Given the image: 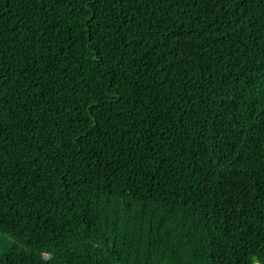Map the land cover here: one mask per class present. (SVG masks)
I'll return each mask as SVG.
<instances>
[{
  "label": "trees",
  "instance_id": "1",
  "mask_svg": "<svg viewBox=\"0 0 264 264\" xmlns=\"http://www.w3.org/2000/svg\"><path fill=\"white\" fill-rule=\"evenodd\" d=\"M0 264H264V0H0Z\"/></svg>",
  "mask_w": 264,
  "mask_h": 264
},
{
  "label": "rangeland",
  "instance_id": "2",
  "mask_svg": "<svg viewBox=\"0 0 264 264\" xmlns=\"http://www.w3.org/2000/svg\"><path fill=\"white\" fill-rule=\"evenodd\" d=\"M0 242H1L3 248H9L10 241L8 239L0 238Z\"/></svg>",
  "mask_w": 264,
  "mask_h": 264
}]
</instances>
